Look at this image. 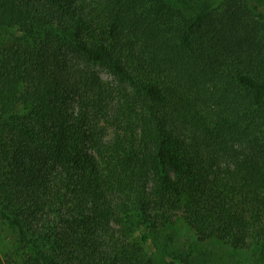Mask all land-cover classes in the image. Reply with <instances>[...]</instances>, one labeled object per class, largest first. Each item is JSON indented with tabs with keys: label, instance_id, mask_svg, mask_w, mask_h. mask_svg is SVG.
Segmentation results:
<instances>
[{
	"label": "trees",
	"instance_id": "obj_1",
	"mask_svg": "<svg viewBox=\"0 0 264 264\" xmlns=\"http://www.w3.org/2000/svg\"><path fill=\"white\" fill-rule=\"evenodd\" d=\"M0 33V264H264V0H0Z\"/></svg>",
	"mask_w": 264,
	"mask_h": 264
},
{
	"label": "rangeland",
	"instance_id": "obj_2",
	"mask_svg": "<svg viewBox=\"0 0 264 264\" xmlns=\"http://www.w3.org/2000/svg\"><path fill=\"white\" fill-rule=\"evenodd\" d=\"M202 2H210V0H200ZM5 36L0 33V40ZM177 229L176 233L172 234L169 239L166 237L165 241L160 242L161 240H154V253L158 249V252L174 253L177 255L187 254L188 245L190 243L194 244L195 237L192 232L186 228L181 223L176 224ZM13 239L14 233L7 226L3 225L0 222V254L3 258H6L10 252L13 250ZM169 241H166L168 240ZM195 253L190 258V264H229V260L232 257V252L226 248L221 247L216 242L204 243V244H195ZM164 254H154V258L159 264H162Z\"/></svg>",
	"mask_w": 264,
	"mask_h": 264
}]
</instances>
